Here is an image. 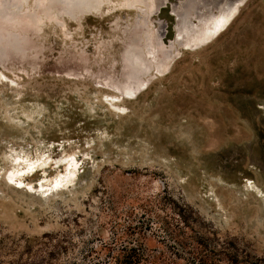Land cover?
<instances>
[{
  "label": "rangeland",
  "instance_id": "374dc122",
  "mask_svg": "<svg viewBox=\"0 0 264 264\" xmlns=\"http://www.w3.org/2000/svg\"><path fill=\"white\" fill-rule=\"evenodd\" d=\"M81 1L0 0V264H87L165 195L264 258V0Z\"/></svg>",
  "mask_w": 264,
  "mask_h": 264
},
{
  "label": "trees",
  "instance_id": "16d2710c",
  "mask_svg": "<svg viewBox=\"0 0 264 264\" xmlns=\"http://www.w3.org/2000/svg\"><path fill=\"white\" fill-rule=\"evenodd\" d=\"M146 212L147 223L128 226L113 243L102 244L100 253L90 251L95 256L87 264H264V258L251 254L236 238L219 236L192 207L168 195ZM30 252L27 246L9 264H52V254L24 260Z\"/></svg>",
  "mask_w": 264,
  "mask_h": 264
},
{
  "label": "bare ground",
  "instance_id": "6f19581e",
  "mask_svg": "<svg viewBox=\"0 0 264 264\" xmlns=\"http://www.w3.org/2000/svg\"><path fill=\"white\" fill-rule=\"evenodd\" d=\"M68 2H69V0H67ZM76 1H78V0H76ZM80 2L79 3H81L82 1L81 0H79ZM86 1V0H85ZM93 1H98V4H99V1H102V0H93ZM126 1V0H125ZM128 2H130V4L132 3V1L134 2V3H137V5L139 4V5H141V4H143V0H127ZM152 1V0H151ZM150 1V2H151ZM200 1V0H199ZM207 0H203V8L204 9H206V11L208 12L207 14H206V19H208V20H210V22H213V24H216L217 23V19L218 18H215V19H213V15H211L212 14V11L211 10H213L214 9V6L213 5H216V6H218V9H217V11H220L219 13H221L220 14V16H219V21H218V24H217V26H218V28L219 29H222V28H224L227 24H229V22H230V19H231V17H233L234 15H235V13H236V11H237V6H238V3H239V0H228V1H226V4H225V1L223 2L222 0H212V3H210V1L211 0H209V4H207V3H205ZM245 1V0H244ZM71 2V1H70ZM153 2V1H152ZM74 3H75V1H74ZM90 3H92V1H89V2H87L86 1V3L84 4V5H86V6H88ZM158 3V2H157ZM20 4V3H19ZM63 4H64V2H63ZM83 3H81V6H83L82 5ZM95 4H97V3H95ZM127 4V3H126ZM148 4H150V3H148ZM211 4V5H210ZM65 5V4H64ZM63 5V6H64ZM74 5H76V4H74ZM132 5V4H131ZM135 5V4H134ZM151 5V4H150ZM149 5V6H150ZM159 5V4H158ZM223 5H225V7L224 8H222V6ZM240 5V4H239ZM42 6H43V4H42ZM90 6V5H89ZM148 6V5H147ZM211 6V7H210ZM215 6V7H216ZM65 7V6H64ZM93 8V7H92ZM158 8V7H157ZM222 8V9H221ZM90 11H93L92 9H90ZM215 11V10H214ZM60 12V11H59ZM192 12V11H191ZM84 13H85V11H84ZM218 13V14H219ZM215 14V13H214ZM203 15V14H202ZM233 15V16H232ZM204 16V15H203ZM202 16V17H203ZM217 17V16H216ZM199 19H200V17H199ZM201 21V20H200ZM202 23V22H201ZM183 25V24H182ZM181 26V25H180ZM203 26H204V24H203ZM209 26H210V24H209ZM204 27H206V26H204ZM215 28H217V27H215ZM11 29V28H10ZM200 29V28H199ZM212 29H213V27H212ZM216 30V29H215ZM223 30V29H222ZM183 31V30H182ZM192 31V30H191ZM207 31V30H206ZM221 31V30H220ZM215 32V31H214ZM205 34H206V32L203 34L204 36H205ZM208 34V33H207ZM203 35H202V38H203ZM209 36V35H208ZM201 37V36H200ZM192 38V37H191ZM189 39V38H188ZM197 39H199V38H197ZM210 39V38H209ZM204 40V39H203ZM193 41V40H192ZM205 41V40H204ZM194 42V41H193ZM200 42V41H199ZM195 43V42H194ZM198 44V43H197ZM199 45V44H198ZM150 52V51H149ZM156 52V51H155ZM154 52V53H155ZM151 56H153V55H151ZM164 56V55H163ZM149 57V56H148ZM147 58V57H146ZM134 59V58H133ZM146 60V59H145ZM155 60V59H154ZM153 60V61H154ZM130 61V60H129ZM152 61V60H151ZM151 61H150V63H151ZM149 62V61H148ZM156 62V61H155ZM134 63V62H133ZM132 63V64H133ZM136 63H139V62H137L136 61ZM153 64H155V63H153ZM156 64H157V62H156ZM131 65V64H130ZM136 65V64H135ZM140 66H141V64H140ZM158 66V65H157ZM127 67L129 68V66L127 65ZM126 67V68H127ZM160 67V66H159ZM134 68V67H133ZM157 68V67H156ZM156 68H154L155 70H156ZM166 68V67H165ZM157 69H159V68H157ZM131 70V69H130ZM161 70V69H160ZM156 71H158V70H156ZM140 72V71H139ZM160 72V71H159ZM128 74V73H127ZM129 75V74H128ZM4 76H3V74L2 73H0V82H2L3 80H4ZM139 78V77H138ZM129 79V78H128ZM127 79V80H128ZM129 82V81H128ZM116 84V83H115ZM112 86H114V85H112ZM122 86V85H121ZM121 86H118V87H121ZM116 87V86H115ZM127 87V86H126ZM125 87V88H126ZM117 88V87H116ZM123 88V87H122ZM128 88H129V86H128ZM121 90H123V89H121ZM121 90H119L118 89V91L120 92ZM126 90H128V89H126ZM125 91V90H124ZM125 93H126V91H125ZM129 94V93H128ZM115 97V96H114ZM113 98V97H112ZM106 100H108V99H106ZM110 100V99H109ZM116 100V99H115ZM112 101V100H111ZM15 162H16V164H17V171H13V172H11L10 174H9V180H13L15 177H17L19 174H23V173H25L26 171H28V172H32L34 169H35V167H37V164H38V162H39V160H37L36 162H32V161H30V160H27V161H23L22 159H20V157H17L16 159H15ZM25 164V166L23 167V168H20L21 166V164ZM66 171H65V174H63V175H59L58 177H56L51 183H48L46 186V189L44 188V185L43 184H41V186H40V188H41V190L43 191L42 193H44V192H51V190L53 189L54 190V192L55 191H58V190H60V187H63V186H65L68 182H70V176H73L72 174H73V167H72V165L70 164V162H67L66 164ZM24 171V172H23ZM31 189V188H30Z\"/></svg>",
  "mask_w": 264,
  "mask_h": 264
}]
</instances>
